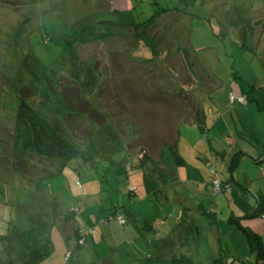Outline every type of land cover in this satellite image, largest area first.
Listing matches in <instances>:
<instances>
[{"label":"rangeland","instance_id":"rangeland-1","mask_svg":"<svg viewBox=\"0 0 264 264\" xmlns=\"http://www.w3.org/2000/svg\"><path fill=\"white\" fill-rule=\"evenodd\" d=\"M262 2H0V258L5 264L27 262L37 250L43 254L31 264L91 263L84 255L80 260L75 256L66 260L71 252L63 254L68 246L55 236L44 253L46 230L37 228L48 226L50 231L54 227L59 234L52 220L62 211L72 212L71 204L78 210L74 219L87 232L116 224L118 221L108 222L105 214L107 178L116 183L115 173L125 171L127 165L129 177L143 175L144 169L137 163L149 156L158 164L164 146L169 152L168 147L178 143L182 152L189 143H201L199 132L185 123L180 128L181 140L175 131L179 122L194 121L202 103L218 106L231 91L239 95L240 88L249 99L250 95L261 99ZM176 7L181 11L174 10ZM161 8L173 10L140 24ZM99 21L138 25L118 27ZM21 96L82 153L67 161L60 175L59 161L33 154L18 160L12 153ZM167 117L170 124L168 119L164 122ZM152 168L147 169L150 175H160L158 168ZM138 179L133 176L131 183L135 186ZM61 181L68 187V195L58 188ZM85 186L94 187L98 197L88 188L84 196ZM72 230V225L63 228L65 233ZM21 232L29 234L23 242ZM102 232L106 237L105 229ZM247 261L245 264L250 263Z\"/></svg>","mask_w":264,"mask_h":264},{"label":"crops","instance_id":"crops-1","mask_svg":"<svg viewBox=\"0 0 264 264\" xmlns=\"http://www.w3.org/2000/svg\"><path fill=\"white\" fill-rule=\"evenodd\" d=\"M262 7L264 9V4ZM238 94L247 98L245 104L230 105L226 98V102L218 106L200 105L203 130L195 119L179 122L175 131L178 140L183 137L180 128L185 123L187 128L199 132L201 143H187V149L182 152L178 143L176 151L168 147L169 152H166L164 146L160 149L158 164L154 161L157 167L153 162L146 164L145 170L158 188L156 192L145 187L144 173L133 175L139 178L134 186L133 176L129 177L131 168L117 170L114 176L117 184L107 178L109 202L104 204V208H108L105 214L107 217L124 216L123 226L118 222L109 223L107 230L101 225L106 237L97 228L87 232L74 219L78 210L70 202L72 212L62 211L52 220L58 225L59 234L54 232V227L50 231V227L45 229L47 248L44 253L50 246V238L55 236L57 242L68 246L63 254L74 252L72 257L79 260L83 255L88 256L91 263L87 264H101L100 261L102 264H226L230 259L240 264H245L246 260L256 264V253L252 252L242 228L257 235L264 246V205L259 204L264 200V92L261 90V99H255L256 103H249L251 95L249 99L243 88L238 89ZM167 119L170 124L168 117L164 122ZM168 157L173 158V162ZM152 166V170L158 168L160 175L148 173L147 169ZM212 168L216 170L214 177L223 184L219 195L213 190ZM57 186L68 195L64 182ZM87 186L84 196L87 188L97 196L95 188ZM69 188L71 190V185ZM253 213L257 215L251 216ZM231 219L239 220V225L229 222ZM71 225L72 232H63V228ZM77 230L89 233L79 253L74 238Z\"/></svg>","mask_w":264,"mask_h":264},{"label":"trees","instance_id":"trees-1","mask_svg":"<svg viewBox=\"0 0 264 264\" xmlns=\"http://www.w3.org/2000/svg\"><path fill=\"white\" fill-rule=\"evenodd\" d=\"M5 1L7 0H4V1L0 0V2H3V3H5ZM167 10H173V9L161 8L158 11H155L152 17H150L148 20L140 24L143 25V24L149 23L150 21H153V19L156 18L157 15H160L161 12L167 11ZM174 10L181 11L179 7L174 8ZM99 23L102 25H114L118 27H129V26L138 25V24L128 23V22L120 23L118 21H99ZM232 95H235V94L233 92H230L228 95V100L230 99V96ZM243 98L245 99V103H246L247 98L246 97H243ZM252 101H255V99H252ZM259 110H261V108H259ZM196 113H195L196 114L195 120H197V126L199 127L200 130H203L204 116L202 114V110L200 112L198 109ZM14 119H15V125H14L13 142H12L13 143L12 153L14 157L17 158L18 160H21L26 154H33L39 158L47 159L50 161H59L61 165L58 168L59 173L57 175H60L61 170H62L61 168L67 161H70L71 159H74L78 157L80 154H82L81 151L72 142L66 140L55 127H53L50 123H48L46 119L38 111H36L28 103V100L24 98L23 96H21L19 99L18 108H17V112H16ZM169 148L171 150L176 151L177 146L170 145ZM128 160H131V158L128 157ZM151 162L152 161L150 157L146 156L140 162L141 166L139 165V167L141 169L143 167L144 169L145 187H147L148 191L156 192L158 188L155 186L153 180L151 179V177L147 174L145 170L147 167L146 164L151 163ZM129 166L130 165H127V170L128 168H130ZM38 183L41 184V181ZM221 187L223 189L222 182H221ZM259 204L260 206L264 205V200H262V202L260 201ZM255 215H257V213H253L251 216H255ZM73 216H70V217L72 218ZM112 216L108 217V220H107L108 222L110 221V218ZM230 221L236 222V224L239 225L238 224L239 220L237 219H231L229 220V222ZM42 228L48 229V226L37 228V231L39 230L41 231ZM35 230L36 229L33 228V230L31 231L32 235L35 232ZM242 230L248 238L252 252L256 253V264H264V246L262 245L261 239L257 235L249 231L248 229L242 228ZM88 234L89 233H85V232L81 233L79 230H77L74 233L76 252L79 253V251L82 249L83 244L85 242L84 240L87 239ZM27 235L29 236L27 232H21L19 240L21 242L25 241L26 240L25 238L28 237ZM42 254H43L42 252L37 250V252H34L31 255L29 261L25 262L21 260L20 264H31L35 262L37 259H39ZM72 254H74V252H72L70 256H72ZM0 264H5V262L1 258H0Z\"/></svg>","mask_w":264,"mask_h":264},{"label":"built area","instance_id":"built-area-1","mask_svg":"<svg viewBox=\"0 0 264 264\" xmlns=\"http://www.w3.org/2000/svg\"><path fill=\"white\" fill-rule=\"evenodd\" d=\"M229 102L231 105L244 104L245 99L243 97H237L235 95H232V96H230ZM210 171H211V174L213 175V177L216 176V171L214 168L210 169ZM213 190H214L216 195H219L222 192L221 181L219 179H217L216 177H214V179H213ZM110 221H118L119 224L124 225L126 223V218L124 216H112L110 218ZM263 230H264V224H263ZM69 257H70V255H67L65 257L66 260H68ZM226 264H240V263L235 261V260L230 259L226 262Z\"/></svg>","mask_w":264,"mask_h":264}]
</instances>
